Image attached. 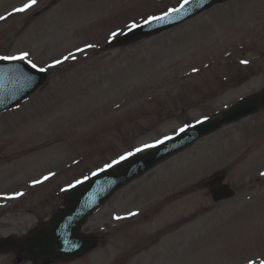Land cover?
Returning a JSON list of instances; mask_svg holds the SVG:
<instances>
[{"label":"rangeland","instance_id":"rangeland-1","mask_svg":"<svg viewBox=\"0 0 264 264\" xmlns=\"http://www.w3.org/2000/svg\"><path fill=\"white\" fill-rule=\"evenodd\" d=\"M182 1L37 0L16 12L28 0H0V56L27 52L49 74L0 115L1 235L29 231L95 171L264 90V0H229L160 35L112 44ZM216 173L236 196L212 200ZM261 173L264 109L123 187L83 228L95 247L51 264H261ZM0 264L34 263L7 250Z\"/></svg>","mask_w":264,"mask_h":264},{"label":"water","instance_id":"water-1","mask_svg":"<svg viewBox=\"0 0 264 264\" xmlns=\"http://www.w3.org/2000/svg\"><path fill=\"white\" fill-rule=\"evenodd\" d=\"M226 0H190L176 11H169L165 19L138 26L124 34L115 43L128 44L140 38L160 33L204 9ZM165 15V14H164ZM162 15V16H164ZM46 80V74L22 62L0 61V113L15 106L35 91ZM264 107V91L256 101L242 99L220 117L203 120L161 143L146 154L131 156L118 170L107 169L71 189L65 199V208L53 217L50 230L36 232L25 241L27 255L52 258L62 256L72 259L91 248L94 239L81 233L87 218L97 210L116 190L142 175L159 162L192 145L200 137L220 129ZM218 176L211 184L210 192L218 202L235 195L229 184Z\"/></svg>","mask_w":264,"mask_h":264},{"label":"snow or ice","instance_id":"snow-or-ice-1","mask_svg":"<svg viewBox=\"0 0 264 264\" xmlns=\"http://www.w3.org/2000/svg\"><path fill=\"white\" fill-rule=\"evenodd\" d=\"M190 0H184V3L187 4L189 3ZM37 3V0H28L27 3H25L22 7L15 9L16 12H25L28 9L32 8L35 4ZM183 7V5H182ZM173 11H176V9H173ZM168 13H165L164 16H152V17H148L145 19V23L146 24H151L153 21H160L165 19V16H167ZM0 19H5V17L0 16ZM138 25H136L135 23H133L132 28L137 27ZM117 35V33H112V36L115 37ZM88 47H92V45H88ZM28 53H22L19 56H0V60H19V61H25L27 60L28 57ZM65 59H68V57H65ZM27 63L33 68V69H37L40 72H44L47 71V69L45 68H38V66L33 63L31 60H27ZM57 64L61 63V61H56ZM241 63H247V61H241ZM195 71V69H194ZM205 119H207V117H205ZM199 122V121H198ZM181 131H184V129H181ZM152 147V145H144V148H149ZM143 149H136L137 152L142 151ZM121 159H124V157H121ZM261 175H264V173H261ZM45 179H47V177H45ZM16 195H22V193H17ZM137 213H130L129 215H136ZM116 219H121L120 217H116ZM261 264H264V262H261Z\"/></svg>","mask_w":264,"mask_h":264},{"label":"flooded vegetation","instance_id":"flooded-vegetation-1","mask_svg":"<svg viewBox=\"0 0 264 264\" xmlns=\"http://www.w3.org/2000/svg\"><path fill=\"white\" fill-rule=\"evenodd\" d=\"M34 215L37 216L38 214H34ZM37 222H38V224H37L36 227H38V226H40V225H42V224L47 225V223H46V219L43 218L41 215H38ZM36 227L31 228L29 231L25 232L24 234L18 235L17 238H21V237L24 236L26 233H28V232L34 230ZM0 228H2V229H0V231L3 230V229H6L4 226H0ZM11 236H15V235H10V236H6V237H11ZM2 238H3V237L0 236V240H1ZM2 247H3L2 244H0V248H2ZM9 251L12 252V253H15V254H16V260L18 259L19 261H21L22 258H24L23 255H24L25 248H23V247H18L16 250H9ZM30 260H31L32 263H34V264H47V263H49V259H48V257H39V258L30 259Z\"/></svg>","mask_w":264,"mask_h":264}]
</instances>
